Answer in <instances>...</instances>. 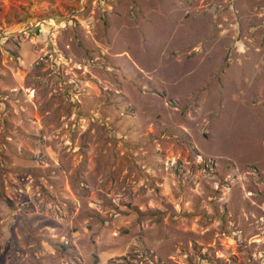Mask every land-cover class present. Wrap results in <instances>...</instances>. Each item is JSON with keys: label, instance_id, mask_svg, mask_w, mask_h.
<instances>
[{"label": "rangeland", "instance_id": "obj_1", "mask_svg": "<svg viewBox=\"0 0 264 264\" xmlns=\"http://www.w3.org/2000/svg\"><path fill=\"white\" fill-rule=\"evenodd\" d=\"M0 264H264V0H0Z\"/></svg>", "mask_w": 264, "mask_h": 264}]
</instances>
